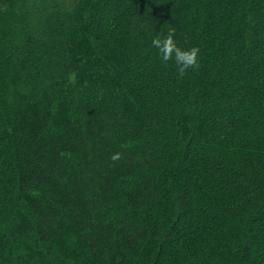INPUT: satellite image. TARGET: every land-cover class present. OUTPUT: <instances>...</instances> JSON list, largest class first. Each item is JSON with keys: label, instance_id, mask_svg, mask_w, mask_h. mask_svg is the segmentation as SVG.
Segmentation results:
<instances>
[{"label": "trees", "instance_id": "1", "mask_svg": "<svg viewBox=\"0 0 264 264\" xmlns=\"http://www.w3.org/2000/svg\"><path fill=\"white\" fill-rule=\"evenodd\" d=\"M0 264H264V0H0Z\"/></svg>", "mask_w": 264, "mask_h": 264}, {"label": "clouds", "instance_id": "2", "mask_svg": "<svg viewBox=\"0 0 264 264\" xmlns=\"http://www.w3.org/2000/svg\"><path fill=\"white\" fill-rule=\"evenodd\" d=\"M176 28L170 27L167 35L164 37L157 36L152 40V45L158 50L159 57L162 61L167 62L174 57L177 65L179 78L184 77L189 69L199 68V53L198 47L190 49H181L177 46ZM113 161L120 159V154L116 153L111 156Z\"/></svg>", "mask_w": 264, "mask_h": 264}, {"label": "rangeland", "instance_id": "3", "mask_svg": "<svg viewBox=\"0 0 264 264\" xmlns=\"http://www.w3.org/2000/svg\"><path fill=\"white\" fill-rule=\"evenodd\" d=\"M1 15L3 19H5V21L8 19L9 22H13L16 19L9 11H5ZM2 30H6V29L2 28Z\"/></svg>", "mask_w": 264, "mask_h": 264}]
</instances>
